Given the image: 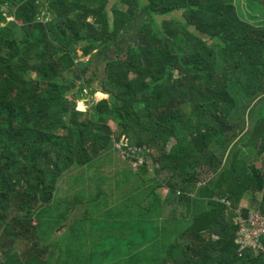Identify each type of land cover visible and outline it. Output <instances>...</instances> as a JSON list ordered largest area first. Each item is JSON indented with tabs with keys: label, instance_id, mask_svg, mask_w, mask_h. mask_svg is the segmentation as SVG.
<instances>
[{
	"label": "trees",
	"instance_id": "16d2710c",
	"mask_svg": "<svg viewBox=\"0 0 264 264\" xmlns=\"http://www.w3.org/2000/svg\"><path fill=\"white\" fill-rule=\"evenodd\" d=\"M140 10L135 42L106 58L108 97L78 110L96 92L94 56L132 33ZM242 98H264V19L236 0H0V264L63 253L62 231L38 239L37 213L65 174L84 167L96 178L94 161L123 139L150 150L115 172L130 171V224L121 219L126 231L84 264H264V252L239 255L235 243L241 200L250 194L264 214V116L246 126ZM152 215L165 224L148 238Z\"/></svg>",
	"mask_w": 264,
	"mask_h": 264
},
{
	"label": "rangeland",
	"instance_id": "374dc122",
	"mask_svg": "<svg viewBox=\"0 0 264 264\" xmlns=\"http://www.w3.org/2000/svg\"><path fill=\"white\" fill-rule=\"evenodd\" d=\"M110 1L111 3H115L117 0ZM236 1L242 7L243 11L248 13L249 17L255 18L257 22L264 19L263 5L252 3L248 0ZM146 15L147 13L144 10L139 11L137 14V24H135V27L133 28L134 30L136 27L138 28L140 20ZM174 15V17L182 18L180 12L175 13ZM134 30L132 31L134 32ZM133 32L130 33V39L125 38V40H121L120 43H117L118 45L116 44V46H114L115 48H113L111 52L113 54L122 55L129 42H135V34ZM99 62L101 65H97L96 79L103 78L101 68L104 61L100 59ZM233 92L239 93V90L235 88ZM86 94L87 91H84L82 95L85 96L83 97L81 95L76 101L77 109L82 111L86 110L93 102L99 101L103 98L99 93H95L92 97H87ZM239 94L240 96H243L242 93ZM245 103L246 100L242 98L240 104L243 105ZM248 105L249 103H246L244 108L241 109V112L244 114L246 126L252 127L264 116V98L256 105L253 104L250 107H248ZM121 154L120 151L110 150L96 159L94 162L97 165L91 166L89 171L90 173H93L96 169V178L92 174L89 175L84 167L78 168L79 170L76 169L77 172L74 171L75 173L70 176L69 174H67L68 176L65 174L57 185L58 193L55 195L53 202L37 213L36 219L39 224L37 237L40 241L43 242L47 239H53L55 237L54 234H57L60 231L63 232L61 233L62 235L57 236H60V238L62 236L61 239L64 238L65 243L63 244V247L65 251L63 250L61 255V252H58L54 257L53 262L50 264H84L79 257L85 255L91 256V258L97 257L104 248L103 240L114 238L108 237L107 235H113L117 229L119 233L126 231V228H123V226L127 224L122 223L121 219L125 218L124 221H127V223L130 224V210L127 208L128 205L122 204V201L126 202L130 200V171L126 168V170H124L126 173L115 175L117 169L121 170V167L126 165V162H123L126 160H124ZM250 159H255V156ZM253 162L256 163V166L260 167L262 165L260 161ZM127 163L130 164L131 162L128 160ZM133 167L137 166L133 163ZM151 176L152 170L146 174V179H150ZM90 177L94 178V182L89 183L90 180L88 178ZM148 184L149 183L146 185ZM116 192H118V194L117 196H114L113 193ZM155 193H157L156 195H158L161 200H164L167 195V190L164 187H158L155 188ZM255 198L256 201H259L261 194L256 193ZM247 199L251 201L250 194L247 195ZM118 202H120V204H118ZM116 204L120 207L118 210L114 206ZM140 211L142 210L139 208L133 210V216H138ZM184 212L185 211H183V213ZM81 217L86 218L76 220ZM150 219L153 225L152 227L148 226L150 231L149 234H151L148 238H152V235H156L159 223H155V221L160 220L161 224H165V221L160 216L157 217L156 215H152ZM87 229H90V232H88ZM67 230L69 233H66ZM163 234L164 233H157V239L161 240L164 236ZM148 238L145 239L149 240ZM90 241H95L93 243V245H95L94 250L93 248L86 249L91 245ZM125 250L126 251L120 250L121 252H119L118 255L126 256V258H128V256H130V251H127L129 249ZM66 251L72 253L68 255Z\"/></svg>",
	"mask_w": 264,
	"mask_h": 264
},
{
	"label": "built area",
	"instance_id": "2783aa9c",
	"mask_svg": "<svg viewBox=\"0 0 264 264\" xmlns=\"http://www.w3.org/2000/svg\"><path fill=\"white\" fill-rule=\"evenodd\" d=\"M114 147L122 153L124 160H129L132 165L134 163L136 166L143 163L140 153L143 151L146 153L150 152L145 147L130 146L125 139L115 141ZM133 158L136 160H133ZM221 201L229 205L227 200L223 199ZM243 209L244 207H238L233 216L237 227L235 243L237 244L238 253L242 255V252L248 249H252L255 252H264V246L261 242L262 238H264V214L258 208H249L246 213H244Z\"/></svg>",
	"mask_w": 264,
	"mask_h": 264
},
{
	"label": "crops",
	"instance_id": "0c3cea01",
	"mask_svg": "<svg viewBox=\"0 0 264 264\" xmlns=\"http://www.w3.org/2000/svg\"><path fill=\"white\" fill-rule=\"evenodd\" d=\"M138 17V16H137ZM137 22V21H136ZM137 24V23H136ZM133 32V31H132ZM134 34H135V30H134V32H133ZM125 38H129L130 39V34L129 35H127ZM125 38L123 39V40H125ZM121 42V41H120ZM119 42V43H120ZM130 43V42H129ZM118 45V44H117ZM114 46H116V45H114ZM114 46H112L110 49H107V50H103L102 52H100V53H97L95 56H94V58H93V65H92V68H91V73H90V77H92V79H93V81H92V84H91V88H94L95 90H96V92L95 93H99V94H101L102 95V99H105V98H107L108 96L106 95V94H104V93H102L101 92V88H102V79L103 78H97L96 79V76H97V65H101V63L99 62L100 61V59H102L104 62V64L102 65V68H101V73H102V75L104 76V66H105V61H106V58L107 57H109V56H115V55H119V54H113L112 52H111V50L113 49V48H115ZM128 46V45H127ZM127 49V48H126ZM87 59V58H86ZM102 76V77H103ZM98 86V87H97ZM83 97H84V95H83ZM90 107V106H89ZM88 107V108H89ZM79 110V109H78ZM83 111H85V110H83ZM119 156V155H118ZM117 156V157H118ZM120 159V158H119ZM121 160V159H120ZM122 161V160H121ZM244 207V208H254L255 209V206L252 204V202L250 201V200H248L247 199V196H245L242 200H241V202H240V205H239V207Z\"/></svg>",
	"mask_w": 264,
	"mask_h": 264
}]
</instances>
